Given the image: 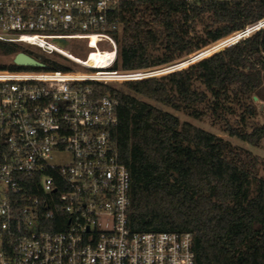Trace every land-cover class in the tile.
I'll use <instances>...</instances> for the list:
<instances>
[{"label":"built area","instance_id":"1","mask_svg":"<svg viewBox=\"0 0 264 264\" xmlns=\"http://www.w3.org/2000/svg\"><path fill=\"white\" fill-rule=\"evenodd\" d=\"M122 1L0 0V42L46 57L20 50L43 66L0 69V264H197L192 232L129 227L132 174L112 137L119 100L98 84L154 73L113 68Z\"/></svg>","mask_w":264,"mask_h":264},{"label":"trees","instance_id":"2","mask_svg":"<svg viewBox=\"0 0 264 264\" xmlns=\"http://www.w3.org/2000/svg\"><path fill=\"white\" fill-rule=\"evenodd\" d=\"M115 16L113 68L157 74L262 20L264 0H124ZM20 50L0 42L4 55ZM98 86L119 100L112 137L132 174L130 229L192 232L197 264H264V161L177 114L260 145L264 123L248 131L229 114L236 104L245 122L258 113L254 96L264 100V27L185 68Z\"/></svg>","mask_w":264,"mask_h":264},{"label":"rangeland","instance_id":"3","mask_svg":"<svg viewBox=\"0 0 264 264\" xmlns=\"http://www.w3.org/2000/svg\"><path fill=\"white\" fill-rule=\"evenodd\" d=\"M19 47L22 50H24L25 52L30 53L31 55L38 57V58H41V59L46 61V57H44L41 54L40 49H38L37 47L28 46V45H24V44L19 45ZM71 50L73 53H75L78 56L84 55V50L81 48L72 47ZM183 58H184L185 63H187V64L190 63V59L188 56L183 57ZM183 58H181V59H183ZM10 60H11L10 55H4V54L0 53V63H6V62H9ZM178 60H180V59H178ZM77 68L80 70H85L84 68H80V67H77ZM155 68H157V67H151V68L143 69V70H150V69H155ZM162 72H164L163 69L158 70L157 75L162 74ZM122 83L123 82L115 81V82H112L110 84L114 87L122 88ZM254 101L257 105L258 113L255 116L248 117L245 122H243L241 119V117H242L241 108L239 106H237L236 104H232L234 107V110H233L234 112L229 114V118L231 119L232 122L241 123L242 125H244L245 129L248 131H251L253 126L261 125L264 123V100H261L259 98H255V96H254ZM163 107L166 109H170L167 106H163ZM177 114L182 118V120H188V121L192 122L193 124H195L199 127H202L208 131H211V132L229 140L235 146H238L240 148H244V149L252 151L254 154L259 155L262 158V160L264 161V139L262 140L260 145L255 146V145H252L246 141H243V140H241L235 136H230L229 134L223 132L218 125H214L212 123V120L210 117H207L204 120H197V119H194V118L189 117L187 115H184L182 113L177 112ZM259 175L264 177V165H261L259 167Z\"/></svg>","mask_w":264,"mask_h":264},{"label":"water","instance_id":"4","mask_svg":"<svg viewBox=\"0 0 264 264\" xmlns=\"http://www.w3.org/2000/svg\"><path fill=\"white\" fill-rule=\"evenodd\" d=\"M62 41L65 42V40H62ZM210 46H208V47H206V48L198 51L196 53V55H195L196 60L193 63H195L196 61L200 60L201 58H203V57H205V56L213 53V51H211L213 48L210 47ZM14 62H15V64H17L19 66H27V67H41V66H43V63L42 62L38 61L37 59L33 58L32 56H30L29 54H27V53H25L23 51H20V52H18L15 55ZM183 62L184 61L174 64V66L172 67L174 69H172V70L164 69L166 71H164L162 73L169 72V71H174V70H178V69H181V68H185V67L193 64V63H190L189 65L183 66L182 65ZM153 75H157V74H153ZM255 98H258V97L255 96Z\"/></svg>","mask_w":264,"mask_h":264},{"label":"bare ground","instance_id":"5","mask_svg":"<svg viewBox=\"0 0 264 264\" xmlns=\"http://www.w3.org/2000/svg\"><path fill=\"white\" fill-rule=\"evenodd\" d=\"M262 20H263V23H262V24H264V19H262ZM262 20H261V22H262ZM262 24H261V25H262ZM93 57H94V56H93Z\"/></svg>","mask_w":264,"mask_h":264}]
</instances>
